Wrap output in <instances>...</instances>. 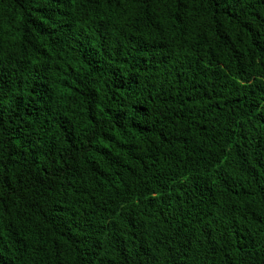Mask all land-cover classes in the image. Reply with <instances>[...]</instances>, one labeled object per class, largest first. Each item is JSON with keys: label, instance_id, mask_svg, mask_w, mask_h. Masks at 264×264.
I'll return each mask as SVG.
<instances>
[{"label": "trees", "instance_id": "1", "mask_svg": "<svg viewBox=\"0 0 264 264\" xmlns=\"http://www.w3.org/2000/svg\"><path fill=\"white\" fill-rule=\"evenodd\" d=\"M0 264H264V0H0Z\"/></svg>", "mask_w": 264, "mask_h": 264}]
</instances>
